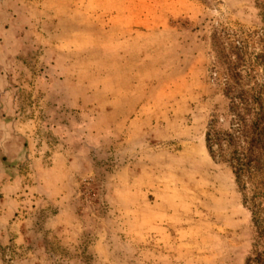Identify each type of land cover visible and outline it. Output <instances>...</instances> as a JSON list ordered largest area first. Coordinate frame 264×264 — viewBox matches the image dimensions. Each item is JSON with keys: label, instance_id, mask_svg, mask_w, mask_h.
<instances>
[{"label": "rangeland", "instance_id": "rangeland-1", "mask_svg": "<svg viewBox=\"0 0 264 264\" xmlns=\"http://www.w3.org/2000/svg\"><path fill=\"white\" fill-rule=\"evenodd\" d=\"M261 26L253 0H0V264H244L210 37Z\"/></svg>", "mask_w": 264, "mask_h": 264}, {"label": "trees", "instance_id": "trees-1", "mask_svg": "<svg viewBox=\"0 0 264 264\" xmlns=\"http://www.w3.org/2000/svg\"><path fill=\"white\" fill-rule=\"evenodd\" d=\"M253 4L262 25L259 31L243 37L224 29L211 34L227 101L226 127L213 117L204 132V146L211 160L229 168L250 213L255 236L244 264H264V0Z\"/></svg>", "mask_w": 264, "mask_h": 264}]
</instances>
